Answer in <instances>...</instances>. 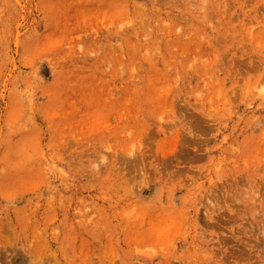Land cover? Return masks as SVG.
<instances>
[{
	"label": "rangeland",
	"instance_id": "obj_1",
	"mask_svg": "<svg viewBox=\"0 0 264 264\" xmlns=\"http://www.w3.org/2000/svg\"><path fill=\"white\" fill-rule=\"evenodd\" d=\"M0 264H264V0H0Z\"/></svg>",
	"mask_w": 264,
	"mask_h": 264
}]
</instances>
